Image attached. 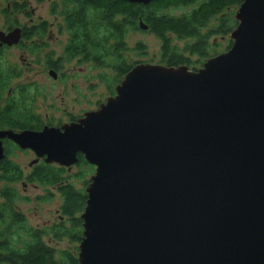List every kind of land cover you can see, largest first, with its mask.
<instances>
[{
  "label": "water",
  "instance_id": "1",
  "mask_svg": "<svg viewBox=\"0 0 264 264\" xmlns=\"http://www.w3.org/2000/svg\"><path fill=\"white\" fill-rule=\"evenodd\" d=\"M236 20L231 48L197 72L137 65L78 123L0 131V160L9 139L34 163L96 168L79 264H264V0ZM21 39L0 32V49Z\"/></svg>",
  "mask_w": 264,
  "mask_h": 264
},
{
  "label": "trees",
  "instance_id": "2",
  "mask_svg": "<svg viewBox=\"0 0 264 264\" xmlns=\"http://www.w3.org/2000/svg\"><path fill=\"white\" fill-rule=\"evenodd\" d=\"M243 1L160 0L142 5L126 0H62L61 16L69 40L57 63L78 58L81 62L112 71L113 81L119 85L135 67L126 57L127 35L141 31L139 23L142 21L148 27L144 32L153 34L160 42L158 65L187 66L197 72L199 69L195 64L204 65L231 48L232 42L229 41L223 51L220 39L231 36L236 29L235 9L240 8ZM25 7L26 4L16 2L14 12H22ZM55 7L53 4V12ZM45 35L44 27L23 28V42L34 38L42 41ZM36 40L27 47L30 51L39 49ZM178 42H183V45H178ZM136 50L144 49L138 44ZM49 63L53 65L56 62L50 60ZM2 67L0 65V127L13 131L42 127L41 116L28 110L27 104L33 98L29 97L27 88L20 87V96L15 98L12 93L8 104L1 106L4 93L10 89L11 78L17 76ZM111 95H116L112 88ZM5 150L0 162V264H79L77 247L62 250L53 247L51 242L65 238L74 244L82 242L81 215L87 207L86 191L90 185L86 176L95 171L94 167L80 155L76 175H71L64 167L44 162L25 175L23 169L9 158L19 148L9 142ZM72 178L83 181L81 189L71 183ZM22 182L54 188L59 192L63 200L60 222L44 229L29 226L18 205L23 198L14 187Z\"/></svg>",
  "mask_w": 264,
  "mask_h": 264
},
{
  "label": "rangeland",
  "instance_id": "3",
  "mask_svg": "<svg viewBox=\"0 0 264 264\" xmlns=\"http://www.w3.org/2000/svg\"><path fill=\"white\" fill-rule=\"evenodd\" d=\"M16 2L26 4V9L14 12ZM56 3L58 7H55L53 12V4ZM58 8L62 9V0H0V32L16 27L30 28L42 22L48 26L46 35L38 44L42 47L38 50L30 51L27 48L33 44L30 41L24 42L22 47H12L0 54L2 69L8 68L15 75L19 73L11 78L10 89L4 93L1 106L8 104V98L12 93L13 97L18 98L20 87L27 88L29 97L33 98L27 104L28 110L41 116L44 125L62 129L70 124L71 118L78 121L87 113L98 111L109 98L113 97L111 88L116 91L118 85L113 81L112 71L81 62L78 58L66 63H57L64 54L69 40L64 20L56 13ZM238 11L239 8H236V15ZM229 41L232 42L231 36L220 39L223 51L226 50ZM138 44L142 45L144 50L137 51ZM178 45L182 46L183 42H178ZM127 46L126 57L129 63L135 66L158 65L160 42L153 34L142 30L130 32L127 35ZM50 60L58 64V68L55 69L58 73L56 79L48 72ZM195 67L200 70L203 65L195 64ZM9 158L23 169L25 175H28L31 172L30 164L36 159V155L25 151H13ZM78 172V168H72L69 173L76 175ZM94 175L95 171L86 176V179L91 183ZM70 181L77 189L82 188L83 181L75 178ZM14 187L23 198L18 205L29 226L44 229L60 222L63 200L56 189L27 183L24 185L23 182ZM51 245L62 250L80 247V243H71L68 238L60 242L52 241Z\"/></svg>",
  "mask_w": 264,
  "mask_h": 264
},
{
  "label": "flooded vegetation",
  "instance_id": "4",
  "mask_svg": "<svg viewBox=\"0 0 264 264\" xmlns=\"http://www.w3.org/2000/svg\"><path fill=\"white\" fill-rule=\"evenodd\" d=\"M56 7H58V5H57V3H56ZM57 14H59L60 16H61V10H59V8H58V11L56 12ZM62 17V16H61ZM63 18V17H62ZM38 28V27H44L45 28V33L48 31V26H47V23H45V22H42L41 24H39V25H33V26H31L30 28ZM16 28H20L21 30H22V39H21V41L19 42V44L18 45H16V46H12V47H22V46H24V42H23V27H16ZM16 28H14V29H16ZM13 29V30H14ZM61 30H63V27H61ZM10 31H12L11 29L9 30V31H1V32H5V33H8V32H10ZM35 40H36V38H34L33 39V43L35 42ZM28 42H30V41H28ZM36 43L37 44H39V43H41L40 41H38V40H36ZM21 44H23V45H21ZM38 46H40V45H38ZM12 47H8V46H3L1 49H0V51H4V50H6V49H9V48H12ZM40 47H42V46H40ZM1 52V53H2ZM51 66H53V67H51ZM48 67H49V70H48V72H49V75H50V72H55L56 74H57V77H58V73L56 72V70L55 69H57L58 68V65H57V63H54L53 65H51V63H49V65H48ZM17 74H19L18 72L16 73V75ZM81 120V119H80ZM80 120H75V118H71V121H70V124H68V125H71V124H73V123H78ZM42 122H43V120H42ZM67 126V125H66ZM46 127H48V128H55V127H53L52 125H44L43 124V126L42 127H38L37 129H27V130H17V131H13V130H10V129H8V128H4V127H0V131H9V132H14V133H17V134H21V133H25V132H41V131H43ZM65 127V126H64ZM8 141V142H7ZM1 142H2V145H3V157H4V154H5V152H6V150H5V147H6V143H9V142H11V143H13V145H15V146H17L14 142H12L11 140H9V139H3V140H1ZM18 148H19V146H17ZM19 151H25V152H30V153H33V154H35L33 151H31V150H23V149H21V148H19ZM81 154H78V157L80 156ZM81 156H83V155H81ZM3 157H2V159L1 160H3ZM84 157V156H83ZM85 159V158H84ZM1 160H0V162H1ZM37 160V156H36V159L35 160H33L32 162H31V164H30V169H31V171L34 169V167L35 166H37L38 164H40V163H42V162H44V163H46V159L45 158H40L39 160H38V162L37 163H34V161H36ZM78 162H79V159H78ZM32 163H34V164H32ZM47 164V163H46ZM50 164H53V165H58V164H55V163H50ZM60 166V165H59ZM62 167V166H61ZM94 167V166H93ZM64 168H66L69 172H70V170L72 169V168H78V163L76 164V165H74V166H72V167H70V168H67V167H64ZM94 169L96 170V168L94 167ZM24 183V185L26 184L25 182H23ZM35 186H37V185H35Z\"/></svg>",
  "mask_w": 264,
  "mask_h": 264
}]
</instances>
